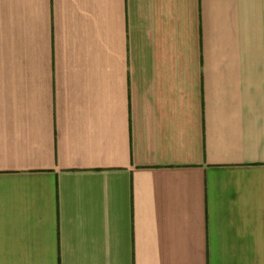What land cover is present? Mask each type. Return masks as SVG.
<instances>
[{
	"label": "crops",
	"instance_id": "obj_1",
	"mask_svg": "<svg viewBox=\"0 0 264 264\" xmlns=\"http://www.w3.org/2000/svg\"><path fill=\"white\" fill-rule=\"evenodd\" d=\"M0 264H264V0H0Z\"/></svg>",
	"mask_w": 264,
	"mask_h": 264
}]
</instances>
